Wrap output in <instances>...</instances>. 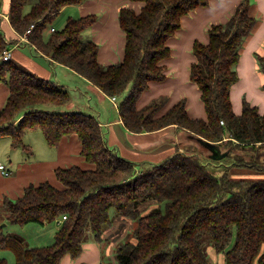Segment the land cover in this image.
Wrapping results in <instances>:
<instances>
[{
  "label": "trees",
  "instance_id": "obj_1",
  "mask_svg": "<svg viewBox=\"0 0 264 264\" xmlns=\"http://www.w3.org/2000/svg\"><path fill=\"white\" fill-rule=\"evenodd\" d=\"M131 1L143 5L137 12L129 6L120 8L124 58L110 65L99 62L98 44L83 37L95 15L69 17L62 28L44 36L63 7L81 0H36L27 12L28 0H9L7 17L19 35L30 28L28 43L37 52L85 77L104 94L118 98V114L131 132H153L175 125L215 142L221 151L228 149L226 156L237 167L245 163L260 169L256 159L246 161L239 152L264 148V114L245 98L241 113L235 114L229 96L238 79L239 50L257 21L248 0L240 1L227 20L210 25L207 43L194 40L196 60L189 67V79L200 90L206 120L191 118L185 99L162 115L158 111L167 102L165 96L153 98L140 109L136 102L149 81L165 78L159 62L170 54L166 40L180 29L181 17L209 0ZM14 40L6 38L0 28V56ZM256 59L264 75V51L257 53ZM2 78L9 94L0 107V135L10 138L12 148L19 146L31 153L22 142L27 129L42 132L51 147L61 137L76 134L80 154L94 165L93 169L57 167L54 172L62 187L42 181L28 185L20 197L3 199L0 224L61 221L51 244L44 246H28L0 225V251H10L14 264H61L64 255L76 258L87 239L101 241L103 226L111 223L110 208L136 218L134 240L115 247L118 264H209L204 238L224 254V264H264V178L215 173L197 154L178 149L137 171L133 162L107 147L94 117L52 109L69 100L67 90L55 81L37 76L11 58H0ZM234 149L238 152L231 155ZM151 201L159 206L141 215L139 206ZM63 215L66 218L61 219ZM0 264H7V260L0 258Z\"/></svg>",
  "mask_w": 264,
  "mask_h": 264
},
{
  "label": "crops",
  "instance_id": "obj_2",
  "mask_svg": "<svg viewBox=\"0 0 264 264\" xmlns=\"http://www.w3.org/2000/svg\"><path fill=\"white\" fill-rule=\"evenodd\" d=\"M35 1L28 2L24 11L27 12ZM240 1L242 0H209L207 5L197 6L181 17L180 29L166 40L170 47V54L159 62L163 67L165 78L147 83V88L137 98L138 109L155 97L165 96L167 102L158 111V115H162L173 104L185 99L188 115L194 119L206 120L200 90L189 79V67L196 60V56L192 53V46L194 40L207 43V30L210 25L227 20ZM248 2L249 11L257 21L251 33L244 38L239 50L240 55L236 65L238 79L229 92L232 110L237 115L242 111L244 98L251 105H256L259 112L264 114V89L262 88L264 75L259 70L256 59V54H262L264 51V0H248ZM1 3L0 28L6 38L15 39L10 44V58L37 76L55 81L69 94L67 104L50 108L58 111H79L94 117L102 128L107 147L116 155L133 162L137 171L161 161L175 149L185 150L188 144L196 143L197 147L207 150L188 132L175 125H168L153 132L141 131L140 133H134L125 128L118 114L119 99L111 100L110 96L104 94L85 77L43 53L37 52L28 40H22L21 35L11 27L7 17L9 0H1ZM142 5L141 1L131 0H81L79 4L63 7L52 19V25L45 29L47 33L44 32V36H48L52 28L55 30L62 28L69 17L95 15V22L86 28L83 37L98 44L97 57L101 64L110 65L121 62L124 58L125 33L119 26L118 12L123 6H129L137 12ZM8 94L9 88L6 80L2 78L0 79V107L5 105ZM38 131L27 129L22 138L23 144L30 147V154L24 153L25 151L19 146L12 148L10 138L7 135H0V163L10 173L5 175L0 169V205L4 198L20 197L30 184L38 185L42 181H48L55 187H62L54 172L57 167L67 168L77 165L82 169L94 168V165L80 154L81 143L76 134L61 137L57 145L51 147L46 143L42 132L39 131L41 136L37 134ZM32 133H36L35 138H32ZM60 223L61 221L43 224L29 222L25 225L5 223L2 226L6 228V225H11L12 232L6 233L20 236L23 243L28 246H44L51 244ZM104 232L100 242L87 239L83 244L82 252L76 258L64 255L61 264H107L108 261L110 262V256L117 245L108 247L103 241ZM4 251L7 250L0 251V258L6 259L7 264L12 263L13 260L9 259Z\"/></svg>",
  "mask_w": 264,
  "mask_h": 264
},
{
  "label": "rangeland",
  "instance_id": "obj_3",
  "mask_svg": "<svg viewBox=\"0 0 264 264\" xmlns=\"http://www.w3.org/2000/svg\"><path fill=\"white\" fill-rule=\"evenodd\" d=\"M32 1L35 0H28V2H32ZM50 25H52V22L50 23ZM45 33H47V30H45ZM46 107H51V106H46ZM37 134L41 136V133L39 131L37 132ZM35 136L36 133L34 134L32 133V138H35ZM33 141L36 140L33 139ZM185 148L186 149L184 151H186L187 153L191 152L193 154H197V156H199L201 160L204 162L206 167L209 168L211 171L213 170L215 173L217 172L222 173L228 171L230 175L234 178H241V177L249 178V179L255 177L264 178V169L261 168V166L264 165V148L245 150V151L240 150L239 152L244 154V158L246 159V161H253L254 159H256L260 169L256 167H249L245 163L244 164L242 163L237 167L235 163L232 164L233 160L231 157L228 156L219 157V155L213 153L211 154L210 151H207L201 148L200 146L197 147L196 143L188 144ZM237 152L238 151L234 149L232 153L236 154ZM24 153L30 154L28 152H24ZM158 206L159 203L157 201L155 202L151 201L139 206L138 210L142 215ZM109 213H110L111 223L105 224L103 226L105 231L103 241L107 244V246L112 247L122 242L134 240L133 229L135 228L134 226L136 224V218L131 216L124 217L123 215L117 213L115 208H110ZM2 223L3 222H1L0 225H2ZM5 227L6 228H4V230L6 232H10V231L12 232V230H10L11 225H6ZM203 246L209 258V264H224V254L222 252L215 251L209 239L204 238ZM4 253L7 255L9 259L13 260V262L10 264H14V258L13 255L10 253V251H4ZM110 258H111L110 259L111 264H118L116 256H114V253L110 256ZM110 262L108 261L107 264H110Z\"/></svg>",
  "mask_w": 264,
  "mask_h": 264
},
{
  "label": "water",
  "instance_id": "obj_4",
  "mask_svg": "<svg viewBox=\"0 0 264 264\" xmlns=\"http://www.w3.org/2000/svg\"><path fill=\"white\" fill-rule=\"evenodd\" d=\"M192 138H194L196 141H198L203 147H205L208 151L211 152V154H216L219 155V157H224L226 156V151H221L220 146L216 144L215 142H209L208 140L203 139L202 137L194 136L193 134H190ZM5 223H2L4 225Z\"/></svg>",
  "mask_w": 264,
  "mask_h": 264
},
{
  "label": "built area",
  "instance_id": "obj_5",
  "mask_svg": "<svg viewBox=\"0 0 264 264\" xmlns=\"http://www.w3.org/2000/svg\"><path fill=\"white\" fill-rule=\"evenodd\" d=\"M29 30H30V28L27 29L23 35H21L22 40H28L27 33L30 32ZM51 30H54V29L52 28ZM10 56H11V49H5L2 51L0 58L2 60H8V59H10ZM110 99L113 101L116 100L115 96H111ZM221 123H222V121H221ZM0 169H1L2 173H4L5 175H9L8 170L4 167V165L2 163H0ZM64 218H66L65 215H63L61 219H64Z\"/></svg>",
  "mask_w": 264,
  "mask_h": 264
}]
</instances>
